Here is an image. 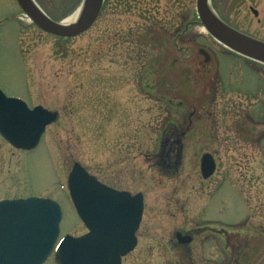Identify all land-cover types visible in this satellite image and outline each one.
Instances as JSON below:
<instances>
[{
	"label": "rangeland",
	"instance_id": "374dc122",
	"mask_svg": "<svg viewBox=\"0 0 264 264\" xmlns=\"http://www.w3.org/2000/svg\"><path fill=\"white\" fill-rule=\"evenodd\" d=\"M33 1L58 23L76 21L82 2ZM195 1L104 0L88 30L63 39L22 17L15 0H0V90L57 112L32 151L0 138V200L53 199L60 237L80 235L66 186L77 162L143 194L138 243L122 264H264V66L216 44ZM208 5L264 42V0ZM185 22L178 52L167 56L160 40ZM199 49L215 53L203 69ZM176 123L183 150L169 158L161 144ZM205 153L216 163L206 180ZM182 231L193 236L186 246L176 244Z\"/></svg>",
	"mask_w": 264,
	"mask_h": 264
},
{
	"label": "water",
	"instance_id": "95a60500",
	"mask_svg": "<svg viewBox=\"0 0 264 264\" xmlns=\"http://www.w3.org/2000/svg\"><path fill=\"white\" fill-rule=\"evenodd\" d=\"M31 22L42 31L62 38L88 30L98 17L103 0H82L79 18L68 25L43 13L33 0H15ZM199 22L223 47L264 65V42L240 33L210 10L208 0H196ZM205 61L208 56L200 51ZM57 112L42 106L29 108L21 99L0 90V136L21 150L35 148ZM203 178L214 171L209 154L200 159ZM67 189L77 216L87 229L80 236L64 235L59 241L60 205L41 197L0 201V264H44L52 254L55 264H120L136 245L135 232L142 210L141 193L131 195L97 181L77 162L67 176ZM178 241L188 243L186 237ZM58 241V243H57Z\"/></svg>",
	"mask_w": 264,
	"mask_h": 264
},
{
	"label": "flooded vegetation",
	"instance_id": "af4514ba",
	"mask_svg": "<svg viewBox=\"0 0 264 264\" xmlns=\"http://www.w3.org/2000/svg\"><path fill=\"white\" fill-rule=\"evenodd\" d=\"M213 1H215V0H209L210 3L213 2ZM216 1H217V4L222 3L225 7H227L232 0H216ZM251 1L256 2L257 0H251ZM112 3H113V1H112ZM249 10L255 17H257L258 12L255 11L256 9L254 7L249 6ZM188 24H189V22H185V23H183V26L180 29L174 28V30L171 31V32H170V29L166 30V33L168 34L167 38L163 37V39L160 40V41H163V43L159 42L158 46H161V44L167 45V50L165 51L167 56L174 55V54H176L178 52V49L176 48L177 40L179 39L180 36L186 34V32L188 30V27H189ZM190 42H191V40H190ZM168 46H169V48H168ZM171 46L173 47V49L171 48ZM199 54H201L203 56V54L201 52H199ZM212 55L213 56L211 57V55L209 54L208 62L207 63H203L204 65L203 66L201 65V69H203L206 66L208 67L209 64L212 62V60L215 59V53H212ZM203 60H204V57H203ZM199 66H200V64H199ZM208 72H206V73H208ZM213 84H214L215 88H217V84H216L215 81L213 82ZM216 92L217 91L215 90L213 94L215 95ZM207 93L209 94V93H211V91H207ZM179 126H180V124H177V123L173 124V125L171 124L169 126V134L166 137H164V140L162 141V144H161L162 147L163 146L167 147L165 152H166L167 157H169V158L172 157V154H175V155L180 154L182 152V150H183L182 139H183L185 133L183 131L179 132ZM211 137H213V135H211ZM212 141H210V142H212ZM206 143H209V141H206ZM215 167H216V163H215ZM110 187H112V186H110ZM115 189H117V188H115ZM136 192H138V191H136ZM131 193H135V192H131ZM141 221H142V219H141ZM141 221H140L139 227H138V229L136 231L137 243H138V231H139V228H140V225H141ZM180 233L183 236H188V235L191 236L192 240H193V236L191 234H189L187 232H184V231H182ZM176 244L177 245H181V246H186L185 244H182V243L177 242V241H176ZM124 259L125 258H123L122 261Z\"/></svg>",
	"mask_w": 264,
	"mask_h": 264
},
{
	"label": "bare ground",
	"instance_id": "6f19581e",
	"mask_svg": "<svg viewBox=\"0 0 264 264\" xmlns=\"http://www.w3.org/2000/svg\"><path fill=\"white\" fill-rule=\"evenodd\" d=\"M78 12H79V14H78V16L76 17V20L79 18V16L81 15V9L79 8V10H78ZM73 23V22H72ZM62 24L63 25H68V24H70V23H63L62 22Z\"/></svg>",
	"mask_w": 264,
	"mask_h": 264
}]
</instances>
